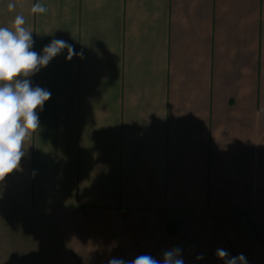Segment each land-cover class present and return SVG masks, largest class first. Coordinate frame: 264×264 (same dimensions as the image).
<instances>
[{
	"label": "crops",
	"instance_id": "0c3cea01",
	"mask_svg": "<svg viewBox=\"0 0 264 264\" xmlns=\"http://www.w3.org/2000/svg\"><path fill=\"white\" fill-rule=\"evenodd\" d=\"M10 2L0 26L23 15L34 51H75L28 78L51 95L0 181V224L33 260L264 264V0Z\"/></svg>",
	"mask_w": 264,
	"mask_h": 264
},
{
	"label": "clouds",
	"instance_id": "9594fccd",
	"mask_svg": "<svg viewBox=\"0 0 264 264\" xmlns=\"http://www.w3.org/2000/svg\"><path fill=\"white\" fill-rule=\"evenodd\" d=\"M23 3L24 0H12L8 9L12 11ZM46 11L40 3L31 7L33 14ZM33 44L32 31L23 15H16L11 26H0V181L19 169L25 144L39 129L37 109L51 95L45 89L33 87L28 78L64 49L68 50V59L75 55L72 46L64 40H52L42 54L33 50ZM181 251L179 248L166 251L162 261L141 255L128 264H183ZM216 255L225 264H247L243 254L229 258L226 250L218 249Z\"/></svg>",
	"mask_w": 264,
	"mask_h": 264
},
{
	"label": "rangeland",
	"instance_id": "374dc122",
	"mask_svg": "<svg viewBox=\"0 0 264 264\" xmlns=\"http://www.w3.org/2000/svg\"><path fill=\"white\" fill-rule=\"evenodd\" d=\"M3 227L0 224V264H52L33 260L35 257L40 256H37L35 252L33 254L29 253V246H20L18 238L15 239L16 237H13L11 232ZM32 247L36 248L35 246Z\"/></svg>",
	"mask_w": 264,
	"mask_h": 264
},
{
	"label": "trees",
	"instance_id": "16d2710c",
	"mask_svg": "<svg viewBox=\"0 0 264 264\" xmlns=\"http://www.w3.org/2000/svg\"><path fill=\"white\" fill-rule=\"evenodd\" d=\"M176 230H177V228H176ZM176 230H171V232H175Z\"/></svg>",
	"mask_w": 264,
	"mask_h": 264
}]
</instances>
